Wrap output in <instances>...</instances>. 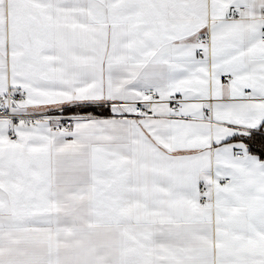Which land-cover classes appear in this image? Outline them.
I'll use <instances>...</instances> for the list:
<instances>
[{
  "label": "snow or ice",
  "instance_id": "snow-or-ice-1",
  "mask_svg": "<svg viewBox=\"0 0 264 264\" xmlns=\"http://www.w3.org/2000/svg\"><path fill=\"white\" fill-rule=\"evenodd\" d=\"M0 264H264V0H0Z\"/></svg>",
  "mask_w": 264,
  "mask_h": 264
}]
</instances>
